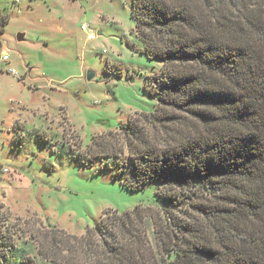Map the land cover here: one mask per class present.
<instances>
[{"label": "trees", "instance_id": "trees-1", "mask_svg": "<svg viewBox=\"0 0 264 264\" xmlns=\"http://www.w3.org/2000/svg\"><path fill=\"white\" fill-rule=\"evenodd\" d=\"M131 19L141 53L163 64L146 82L158 106L86 159L128 190L156 184L158 255L139 234L148 206L104 213L44 264H264V0H132Z\"/></svg>", "mask_w": 264, "mask_h": 264}, {"label": "rangeland", "instance_id": "rangeland-1", "mask_svg": "<svg viewBox=\"0 0 264 264\" xmlns=\"http://www.w3.org/2000/svg\"><path fill=\"white\" fill-rule=\"evenodd\" d=\"M131 9L132 0H0V241L14 245L0 264H44L55 253L61 262L104 213L148 206L139 234L156 257V184L128 190L86 159L94 140L158 106L146 82L163 64L141 53Z\"/></svg>", "mask_w": 264, "mask_h": 264}, {"label": "built area", "instance_id": "built-area-1", "mask_svg": "<svg viewBox=\"0 0 264 264\" xmlns=\"http://www.w3.org/2000/svg\"><path fill=\"white\" fill-rule=\"evenodd\" d=\"M14 2L15 3H19L20 0H14ZM82 30L86 32V31H88V27L84 24V25H82ZM96 37L97 36H96L95 33L90 32V34L88 35V40H90V41L95 40ZM2 54H3L2 58H1L2 62L3 63H9L10 59H9L8 54L6 52H3ZM9 73L12 74V75H14V76H17V72L14 69H11L9 71Z\"/></svg>", "mask_w": 264, "mask_h": 264}, {"label": "water", "instance_id": "water-1", "mask_svg": "<svg viewBox=\"0 0 264 264\" xmlns=\"http://www.w3.org/2000/svg\"><path fill=\"white\" fill-rule=\"evenodd\" d=\"M99 36H101V33H98ZM26 38L25 34H19L18 35V41L19 42H24ZM88 81H92L95 78V74L92 71H89L87 74Z\"/></svg>", "mask_w": 264, "mask_h": 264}]
</instances>
